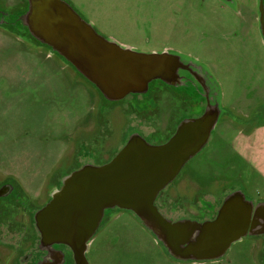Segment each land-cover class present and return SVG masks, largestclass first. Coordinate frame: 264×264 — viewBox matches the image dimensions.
<instances>
[{
	"label": "rangeland",
	"instance_id": "1",
	"mask_svg": "<svg viewBox=\"0 0 264 264\" xmlns=\"http://www.w3.org/2000/svg\"><path fill=\"white\" fill-rule=\"evenodd\" d=\"M65 1L108 40L139 53L169 51L191 62L218 93L219 122L207 146L164 190L165 217L204 221L201 201L219 202L238 190L253 201L264 199V37L258 0ZM0 7L18 15L26 2L1 0ZM164 91L162 112L152 113L154 105L142 111L141 98L132 96L105 103L49 47L0 27V179L10 180L32 202L44 203L53 181L75 166L76 146L95 142L88 148L106 158L134 132L157 144L180 118L171 113L170 92ZM188 111L181 113L201 115ZM88 159L83 155L81 165ZM87 259L89 264H264V237L246 236L215 261H180L133 212L114 209L92 238Z\"/></svg>",
	"mask_w": 264,
	"mask_h": 264
},
{
	"label": "water",
	"instance_id": "2",
	"mask_svg": "<svg viewBox=\"0 0 264 264\" xmlns=\"http://www.w3.org/2000/svg\"><path fill=\"white\" fill-rule=\"evenodd\" d=\"M27 1L28 9L19 18L22 26L108 102L146 94L155 81L181 86L184 72L201 84L207 78L194 64L169 51L139 53L106 39L65 0ZM258 1L264 37V3ZM215 94V102L208 100L200 116L182 120L166 142L151 144L134 133L109 162L86 164L66 175L35 215L42 242L65 245L76 264H89L90 242L111 209L133 212L169 255L180 261H215L247 235L264 232L259 231L264 202L254 211V202L241 190L229 193L215 218L205 221H175L156 205L159 195L208 144L222 114Z\"/></svg>",
	"mask_w": 264,
	"mask_h": 264
},
{
	"label": "flooded vegetation",
	"instance_id": "3",
	"mask_svg": "<svg viewBox=\"0 0 264 264\" xmlns=\"http://www.w3.org/2000/svg\"><path fill=\"white\" fill-rule=\"evenodd\" d=\"M21 1H25L27 3V7L25 11L19 13L18 15H13L12 11L9 8L5 9L3 7H0V27L23 32L24 34L31 37L27 29L24 28L19 21V18L28 9V1ZM35 42L37 41L35 40ZM37 43L40 44L39 42ZM182 76L184 77V84L181 86H168L161 81H155L150 84L149 90L146 94L130 96L135 97L136 99L141 98L140 108L142 111H149V106L154 105L151 110L152 113L156 110L162 112L164 109L163 98L165 97V94L168 95L164 91V89H166L170 92L169 98H166V101H168L167 99H170L169 108L173 115H177V113L179 112L178 110H180V112H183V108L185 107H188L191 112H196V110L199 109L198 107L204 106L205 109L208 100L212 103L215 102L216 91L207 78L204 79V83L201 84L195 79L194 75L188 72L182 73ZM156 100L159 101V103H156ZM167 134L168 135L165 138L163 136L162 140H160V138L159 140H155L158 142L157 144H162L170 138L171 129L168 130ZM96 138H98L97 135L93 136V139L95 141L97 140ZM144 138L148 142H151L147 137ZM88 147L95 148V142H89L88 144L85 143L83 147L76 146L77 153L75 155V159L72 161L73 163H75V166L73 165L64 176H61L57 180L53 181L54 183H52L51 192L48 194V196L45 197H48L49 199H47L44 203L32 202L10 180L0 179V264H76L74 254L69 247L62 244H46L42 242V237L40 236V233L38 232L36 226L35 215L50 201L52 192L61 187L62 179L66 175L86 164H105L119 152L116 151L109 156L107 154L106 158H102L103 156L96 154L98 150L92 149V151ZM83 155L89 159L87 162L81 165L80 159ZM95 158L97 159L95 160ZM79 165H81V167H79ZM225 197L223 198V200L225 199ZM223 200L219 202L201 201L203 209L202 212L204 214V217H206L205 220L215 218L223 203ZM253 202L255 211L256 206L259 203H263L264 199ZM111 210H107L105 212L103 220L106 217L107 213H109ZM258 214L262 215L260 211L258 212ZM259 231H264V224H260ZM247 236L264 237V232H259L256 235Z\"/></svg>",
	"mask_w": 264,
	"mask_h": 264
},
{
	"label": "trees",
	"instance_id": "4",
	"mask_svg": "<svg viewBox=\"0 0 264 264\" xmlns=\"http://www.w3.org/2000/svg\"><path fill=\"white\" fill-rule=\"evenodd\" d=\"M26 7H27V3H26ZM61 58V57H60ZM69 65V64H68ZM71 66V65H70ZM72 67V66H71ZM73 68V67H72ZM74 69V68H73ZM75 70V69H74ZM76 71V70H75ZM79 76H81L79 73H77ZM82 78H84L83 76H81ZM85 79V78H84ZM86 80V79H85ZM91 84V83H90ZM95 87V86H94ZM96 88V87H95ZM99 92V91H98ZM99 94L101 95V93L99 92ZM101 98H102V100L106 103V102H108L102 95H101ZM108 103H117V102H108ZM199 109H197L196 110V112H197V114L198 115H200V114H202L203 113V107H198ZM190 110V109H189ZM188 112H191V111H188ZM187 112V113H188ZM178 113H180V118H179V121L177 122V124H176V126H175V128L174 129H172V131H171V136L174 134V132L176 131V128H177V126L179 125V123L182 121V120H184V119H186V117H192V116H186L185 115V113H181V112H178ZM170 136V137H171ZM102 165V164H101ZM164 192V191H163ZM163 192L159 195V197H158V199H157V201H156V205L158 206V208L160 209V207H161V203H163V205H165L166 206V204H167V199H164V198H162L163 197ZM160 203V204H159Z\"/></svg>",
	"mask_w": 264,
	"mask_h": 264
},
{
	"label": "crops",
	"instance_id": "5",
	"mask_svg": "<svg viewBox=\"0 0 264 264\" xmlns=\"http://www.w3.org/2000/svg\"><path fill=\"white\" fill-rule=\"evenodd\" d=\"M230 121H232V120L230 119Z\"/></svg>",
	"mask_w": 264,
	"mask_h": 264
}]
</instances>
